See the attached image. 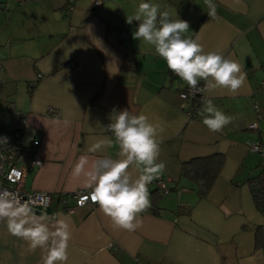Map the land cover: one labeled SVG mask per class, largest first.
<instances>
[{
    "label": "crops",
    "instance_id": "1",
    "mask_svg": "<svg viewBox=\"0 0 264 264\" xmlns=\"http://www.w3.org/2000/svg\"><path fill=\"white\" fill-rule=\"evenodd\" d=\"M140 2L72 0L67 13L68 0H0V129L20 128V165L40 161L24 186L55 196L90 189L86 176L73 175L80 156L115 158V145L87 149L111 136L102 127L114 109L144 113L164 127L159 161L168 191L148 186L151 206L134 232L114 227L98 205L73 212L53 205L45 216L71 225L68 264H264V213L246 181L264 165L248 148L250 140L264 143V0H214L216 20L204 0H144L187 21V35L199 36L206 52L237 60L247 73L236 94L218 89L209 96L236 117L221 132L202 123L204 95L197 106L181 97L188 86L153 48L133 39L139 22L127 17ZM8 103L25 114L23 126L13 123ZM48 108L58 115L48 116ZM215 153L224 162L202 197L181 164ZM43 254L0 222V264H42Z\"/></svg>",
    "mask_w": 264,
    "mask_h": 264
},
{
    "label": "clouds",
    "instance_id": "2",
    "mask_svg": "<svg viewBox=\"0 0 264 264\" xmlns=\"http://www.w3.org/2000/svg\"><path fill=\"white\" fill-rule=\"evenodd\" d=\"M238 2V0H237ZM211 20H216L214 0H204ZM138 21L133 39L154 49L166 62L167 68L194 93L204 95L201 109L202 123L211 132H221L236 117L225 114L209 96L218 89L236 94L243 86L247 73L241 64L223 56L219 51H205L199 36H188L190 25L182 19H172L158 3L141 2L127 23ZM203 81L204 86L198 87ZM104 127L109 138L99 139L87 149L99 153L117 147L115 158L98 156L89 161L81 155L73 168V175L87 177L89 196L114 227L134 232L142 225L140 214L150 204L149 185L158 180L166 165L159 161L164 127L144 113L133 114L115 109ZM83 203V201H81ZM0 222H5L12 236L24 240L30 251L41 249L42 264H68L71 225L63 218L37 215L31 201L21 199L8 190H0Z\"/></svg>",
    "mask_w": 264,
    "mask_h": 264
},
{
    "label": "built area",
    "instance_id": "3",
    "mask_svg": "<svg viewBox=\"0 0 264 264\" xmlns=\"http://www.w3.org/2000/svg\"><path fill=\"white\" fill-rule=\"evenodd\" d=\"M72 0H68V6L66 12L68 13L72 9ZM94 5H99L100 0H93ZM124 36V33H122ZM264 84V82H262ZM198 92L194 93L191 89L183 91L181 97L189 98L192 100L193 105L196 100L201 98ZM195 100V101H193ZM9 115L16 126H23L25 124V114L16 109L12 103L7 104ZM46 114L51 117L58 115V112L53 108H48ZM256 122L250 123V128H255ZM20 128L12 131H6L0 129V190H8L16 194L21 201H31L32 206L37 215H46L47 209L51 210V207L56 203H62L65 210L73 212L75 206H84L86 204L94 205L90 199H85L89 196L91 189H79L72 193H60L55 196L52 192H44L37 190H27L24 186V179L26 172L31 169L33 165L40 164L38 159H32L29 165L24 166L18 163L20 153L23 150V144L20 135ZM36 144V143H34ZM248 148L259 153L264 157V143L257 140H250L248 142ZM167 179L160 176L158 180H154L152 183L166 193L168 191ZM83 201V203H81Z\"/></svg>",
    "mask_w": 264,
    "mask_h": 264
},
{
    "label": "trees",
    "instance_id": "4",
    "mask_svg": "<svg viewBox=\"0 0 264 264\" xmlns=\"http://www.w3.org/2000/svg\"><path fill=\"white\" fill-rule=\"evenodd\" d=\"M203 83V81H200L198 87H201ZM188 89L190 88L187 87L184 91ZM198 95H201V98L196 100L194 106L199 105L202 100V94L198 92ZM223 162L224 155L222 153H215L209 156L192 158L181 164V173L182 176L188 178L196 184V191L198 195L203 197L207 195L214 180L218 176ZM246 181L250 187L251 195L256 204V207L262 213H264V165H262L261 170L258 174L246 178Z\"/></svg>",
    "mask_w": 264,
    "mask_h": 264
},
{
    "label": "rangeland",
    "instance_id": "5",
    "mask_svg": "<svg viewBox=\"0 0 264 264\" xmlns=\"http://www.w3.org/2000/svg\"><path fill=\"white\" fill-rule=\"evenodd\" d=\"M256 156H257V155H256ZM258 157H259V156H258ZM261 161H262V163H264V159H262Z\"/></svg>",
    "mask_w": 264,
    "mask_h": 264
},
{
    "label": "water",
    "instance_id": "6",
    "mask_svg": "<svg viewBox=\"0 0 264 264\" xmlns=\"http://www.w3.org/2000/svg\"><path fill=\"white\" fill-rule=\"evenodd\" d=\"M50 212V210L49 209H47V213H49Z\"/></svg>",
    "mask_w": 264,
    "mask_h": 264
}]
</instances>
